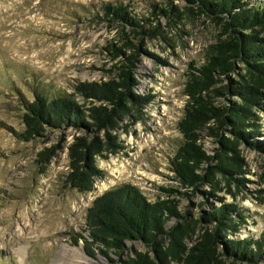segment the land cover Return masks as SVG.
Segmentation results:
<instances>
[{"label": "rangeland", "instance_id": "1", "mask_svg": "<svg viewBox=\"0 0 264 264\" xmlns=\"http://www.w3.org/2000/svg\"><path fill=\"white\" fill-rule=\"evenodd\" d=\"M169 1L0 0V264H57L59 259L66 264H110L101 254L90 255L79 235H86L87 211L93 202L125 184L138 187L152 202L168 199L162 188L174 189L169 199L177 201L182 213L196 218L212 206H221L204 194L214 190L210 185L200 188L203 193L183 189L175 181L172 161L184 143L179 124L188 101V73L205 65L213 48L225 39L223 24L199 14L185 0H174L179 17H167L160 10H168ZM245 1L260 5L264 0ZM107 5L129 7L146 20L144 28L151 29L144 49L154 57L140 56L136 64L140 84L133 90L151 97V103L142 110L139 122H124L133 125L128 132L118 131L123 149L108 159L98 158L105 178L97 181L93 192L82 194L66 185L69 147L81 133L48 132L45 138L26 141L21 138L23 105L36 94L50 98L73 94L80 83L102 84L114 76L117 62L106 49L121 47L123 30L103 20ZM131 37L138 44V34ZM238 69L231 81L223 77L219 87L238 81L242 65ZM214 98L222 107L231 104L230 95ZM78 101L83 102L81 97ZM258 118L263 135L257 140L262 142L264 111L258 112ZM201 137L204 149L215 155L218 139L208 130ZM54 147L57 154L44 171L39 155ZM240 149L246 165L237 178L247 180L245 188L236 197L225 191L216 194L238 203L248 216L249 224L237 238L258 239L264 231V204L258 199L264 191V152L245 145ZM128 247L145 251L141 244L128 243Z\"/></svg>", "mask_w": 264, "mask_h": 264}, {"label": "trees", "instance_id": "2", "mask_svg": "<svg viewBox=\"0 0 264 264\" xmlns=\"http://www.w3.org/2000/svg\"><path fill=\"white\" fill-rule=\"evenodd\" d=\"M185 1L199 14L223 24L225 39L213 48L205 65L188 73V101L179 124L184 143L172 161V172L175 181L191 194L203 193L200 188L210 185L214 190L204 194L221 206H212L196 218L190 212L182 213L177 201L169 199L174 189L162 188L168 199L152 202L138 187L125 184L93 202L87 211L86 235L79 238L90 255L101 254L110 264H263L264 231L258 239H238L249 224L248 216L238 203H229L216 192L236 197L245 188L247 180L237 178L245 172L242 145L264 152V141L257 140L263 135L257 122L258 112L264 111V1L260 5L245 0ZM160 12L167 17L181 15L174 0L169 1L168 10ZM103 20L123 30L121 47L106 49L117 62L114 76L102 84L80 83L73 94L54 98L36 94L32 102L23 105L21 138L26 141L45 138L48 132L72 129L81 133L69 147L66 185L82 194L93 192L97 181L105 178L98 158L108 159L123 149L118 131L128 132L133 125L124 122H139L142 110L151 103V97L133 91L140 84L136 79L140 56L154 57L144 49L145 37L151 32L144 28L146 20L129 7L117 5L105 6ZM153 30L159 31L158 27ZM134 33L139 36L138 44L131 37ZM239 64L243 71L239 80L219 87L223 77L231 81ZM215 95H230L231 104L218 105ZM205 130L218 139L220 147L213 156L201 144ZM224 130L229 135L222 133ZM56 154L54 147L39 155L44 171ZM260 194L258 199L264 204V191ZM128 243L141 244L145 251L129 249Z\"/></svg>", "mask_w": 264, "mask_h": 264}, {"label": "bare ground", "instance_id": "3", "mask_svg": "<svg viewBox=\"0 0 264 264\" xmlns=\"http://www.w3.org/2000/svg\"><path fill=\"white\" fill-rule=\"evenodd\" d=\"M25 250V249H24ZM22 252H24V251H22ZM77 254V253H76ZM78 256V255H77ZM78 258H80V256H78ZM57 264H66L65 263V260H63V259H59V260H57Z\"/></svg>", "mask_w": 264, "mask_h": 264}]
</instances>
